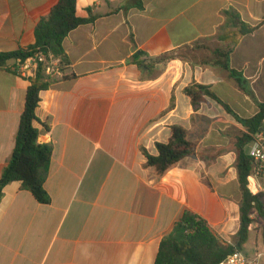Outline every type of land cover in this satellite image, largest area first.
Returning <instances> with one entry per match:
<instances>
[{
    "label": "crops",
    "instance_id": "crops-1",
    "mask_svg": "<svg viewBox=\"0 0 264 264\" xmlns=\"http://www.w3.org/2000/svg\"><path fill=\"white\" fill-rule=\"evenodd\" d=\"M57 3L0 0V53L34 44L36 26ZM143 5L140 10L132 0H77L80 16L88 17L90 10L99 18L65 38L76 77L42 91L37 110L39 141L53 146L45 183L51 201L38 202L18 182L4 188L0 264H154L162 239L186 211L233 244L242 202L233 139L246 128L213 99L194 110L185 88L209 85L235 111L227 97L242 105L248 115L236 111L240 116L256 114L264 97V25L231 55L252 94L218 67L154 59L220 42L232 25L224 14L231 7L246 22L260 23L264 0H143ZM224 83L225 96L216 89ZM27 88V79L0 68V176L15 147ZM173 125L187 129L196 153L158 177L141 149L157 154L156 143L169 141Z\"/></svg>",
    "mask_w": 264,
    "mask_h": 264
},
{
    "label": "trees",
    "instance_id": "trees-1",
    "mask_svg": "<svg viewBox=\"0 0 264 264\" xmlns=\"http://www.w3.org/2000/svg\"><path fill=\"white\" fill-rule=\"evenodd\" d=\"M132 1L135 7L144 9L143 0ZM89 12L88 17H82L78 14L77 0H58L50 13L42 17L36 26L34 44L15 51L0 53V68L8 69L12 61L26 60L38 51H43L61 57L60 68L63 72L62 77L51 78L45 74L44 67L41 65L36 75L28 79L25 108L20 118L15 147L0 176V200L4 188L12 182H18L21 188L31 192L38 202L48 204L51 201L45 183L50 172L53 146L39 141L40 129L37 123H40V119L37 110L40 106V93L49 89L58 80H70L76 77L70 72L71 60L64 50V40L79 26L96 22L99 15L93 14L90 10ZM224 14L230 18L232 25L219 35L220 44L215 47L211 56L200 61L191 57L190 54L205 47V45H197L164 53L156 57L154 61L167 62L172 59H182L194 64L221 68L228 73L229 78L240 90L252 94L249 80L242 71L232 66L231 55L246 35L254 33L264 25V20L252 25L232 7L225 10ZM137 57L139 55H135L134 60ZM138 63L141 65L142 61ZM152 67L151 63L147 64L149 70ZM185 93L190 97L194 110H198L208 98L213 99L246 128V131L233 139V146L237 153L236 168L242 192L241 224L233 244L224 243L212 231L206 219L186 211L175 223L173 230L162 239L154 264H218L236 249L244 250L255 221L254 214L264 221V194L253 195L247 189V176L252 170L253 160L246 153L247 145L264 123V102L258 103L259 110L256 114L251 117H242L209 85L194 82L185 88ZM44 126L46 129L49 127L47 124ZM171 129L172 135L168 142L156 143L157 154H151L145 148L141 149L147 159V165L153 168L158 177H162L186 156L196 153L197 142L189 138L187 129L181 125H173ZM262 235L264 243V226Z\"/></svg>",
    "mask_w": 264,
    "mask_h": 264
},
{
    "label": "built area",
    "instance_id": "built-area-1",
    "mask_svg": "<svg viewBox=\"0 0 264 264\" xmlns=\"http://www.w3.org/2000/svg\"><path fill=\"white\" fill-rule=\"evenodd\" d=\"M61 57L38 51L34 56L26 60L16 59L9 64V69L24 79H30L37 73L39 66L44 67V72L51 78H60ZM246 153L253 160V167L247 176V189L253 195L264 194V123L254 134L253 139L246 147ZM264 256L262 252L255 249L254 255L246 254L243 250L236 249L218 264H259Z\"/></svg>",
    "mask_w": 264,
    "mask_h": 264
},
{
    "label": "rangeland",
    "instance_id": "rangeland-1",
    "mask_svg": "<svg viewBox=\"0 0 264 264\" xmlns=\"http://www.w3.org/2000/svg\"><path fill=\"white\" fill-rule=\"evenodd\" d=\"M219 44H220V42H216V43L207 45L206 47L197 50L194 54H190V56L195 58L198 61L203 60L206 57L211 56L212 51ZM219 69L221 71L223 70L221 68H219ZM219 80L221 81V79H219ZM229 82H233V81L229 80ZM216 89L220 94L225 96L224 90H226V92L228 93V90H227L228 84L224 83L223 85H218L216 87ZM227 99L230 100V102H233V106L239 114H242L244 116L248 115L247 111L246 112L244 111V107L242 105H239V104H237V102H234L235 99H233L231 97H227ZM260 100L264 102V97L260 98ZM250 112H252V111H250ZM253 217H254L255 221L253 223L252 230L250 231V237L246 243L247 248H244V252L246 254L254 255L255 254L254 250L256 249V247H258L260 252H262L264 254V243H263V235H262L264 221L261 218L257 217L256 214H254ZM259 264H264V256L260 259Z\"/></svg>",
    "mask_w": 264,
    "mask_h": 264
}]
</instances>
